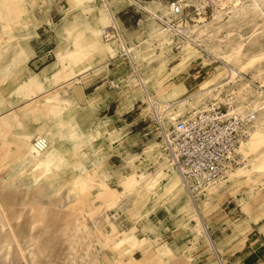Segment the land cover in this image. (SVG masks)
I'll return each mask as SVG.
<instances>
[{"label":"rangeland","instance_id":"obj_1","mask_svg":"<svg viewBox=\"0 0 264 264\" xmlns=\"http://www.w3.org/2000/svg\"><path fill=\"white\" fill-rule=\"evenodd\" d=\"M172 2L184 8L173 22L185 29L184 38L155 18L173 19ZM114 22L129 45V61L118 44L102 38ZM225 65L242 70V77H230ZM145 93L171 106L170 116L184 118L214 101L231 102L237 112L251 108L257 147L245 157L235 153L238 162L225 177L192 198L162 149L150 119L155 105L146 108ZM262 108L264 0H0V128L6 136L0 207L53 202L57 214L41 237L24 210L25 255L17 260L15 249L0 243V264L3 248L12 264L223 263L222 250L247 232L243 247L252 237L250 223L257 229L264 222ZM115 109L117 115L131 109L122 118L138 125L106 116ZM36 137L49 142L43 153L32 151ZM104 187L108 201L101 198ZM87 190L82 210L96 209L93 218L86 216L89 236L67 219L69 231L62 216ZM187 195L199 205L200 225ZM236 205L243 210L232 211Z\"/></svg>","mask_w":264,"mask_h":264},{"label":"built area","instance_id":"obj_2","mask_svg":"<svg viewBox=\"0 0 264 264\" xmlns=\"http://www.w3.org/2000/svg\"><path fill=\"white\" fill-rule=\"evenodd\" d=\"M183 11L179 2H172L169 15L173 19L155 18L165 30L184 38L185 29L173 24L174 18L181 17ZM103 39L108 44H118L123 59H132L129 45L117 26L106 27ZM227 100H232L231 94H227ZM155 109L150 119L161 139L162 149L182 176L192 198L203 194L210 184L223 179L226 172L237 164L236 148L251 135L256 121L254 112L246 109L238 113L232 104L223 105L214 101L192 116L176 118L166 129L165 111ZM33 147L36 153H40L47 149L48 142L37 138L33 140Z\"/></svg>","mask_w":264,"mask_h":264},{"label":"bare ground","instance_id":"obj_3","mask_svg":"<svg viewBox=\"0 0 264 264\" xmlns=\"http://www.w3.org/2000/svg\"><path fill=\"white\" fill-rule=\"evenodd\" d=\"M97 2V1H96ZM107 8V7H106ZM115 14H117V11H115ZM114 14L113 13H111L110 11H108V13H107V19H108V22H112V20L114 19V16H113ZM106 19V18H105ZM114 25H116V23L114 22ZM101 32H102V38H103V31L101 30ZM104 40V39H103ZM105 41V40H104ZM107 43V42H106ZM114 44V43H113ZM213 57V56H212ZM259 58V57H258ZM221 59V58H220ZM217 61V60H216ZM132 62V61H131ZM221 62V61H220ZM209 64H211V63H208V65ZM207 65V64H206ZM229 66V65H228ZM225 70L227 71V73L228 74H230V77H234V78H239L240 76H241V74H243L242 73V70H238V71H236V69L235 70H231V69H228L227 68V65H225ZM230 68V67H229ZM223 73V72H222ZM36 76V75H35ZM242 77V76H241ZM230 80H232V79H230ZM234 80V79H233ZM234 82V81H233ZM227 83H229V82H227ZM223 84V83H222ZM188 88H186V87H182V89H181V91H183V90H187ZM201 94V93H200ZM228 94H231V93H228ZM147 95V105H148V107H146V108H148L150 111H152V105H155V108L157 109V110H159V111H165V113H166V115H165V123H170V125L171 124H173L174 123V120L176 119V118H178V117H180L179 115L178 116H170L169 115V111H171L172 109H170L171 108V106H166V102L165 103H163V102H161V101H158V100H156L154 97H152V96H150L149 94H146L145 93V96ZM172 95H177L175 92H173L172 93ZM145 96H144V98H145ZM227 101H230V100H227ZM174 102V101H173ZM177 102H179V101H176V103ZM181 102V101H180ZM185 102V101H184ZM173 104H175V103H173ZM178 104V103H177ZM229 104H231V102H227V104H225V105H229ZM233 105V104H232ZM170 109V110H169ZM262 109H264V108H262ZM262 109H260V110H262ZM204 110V109H203ZM248 111H250V112H254V110H252L251 108H249V109H247ZM149 111V112H150ZM202 111V110H201ZM236 111H237V109H236ZM197 112H199V111H197ZM197 112H194L193 113V115L195 114V113H197ZM243 112H244V110H243ZM151 113V112H150ZM238 113H242V112H240V111H238ZM255 114H256V117H257V111H255L254 112ZM253 132V131H252ZM5 138H6V136H5V131H2L1 130V128H0V141H4L5 140ZM37 138H43V137H36V138H34V139H37ZM250 138V139H249ZM33 139V140H34ZM44 139H46V138H44ZM248 139V140H247ZM33 140H32V151H33V153H35V154H39L38 152L36 153L35 151H34V147H33ZM47 140V139H46ZM250 140V141H249ZM256 140H257V134H253V133H251V135L248 137V138H246V139H244L243 141H241V143L239 144V146L236 148V151H235V153H237L238 155L239 154H241L243 157H245L249 152H252L256 147H257V144H256ZM249 141V142H248ZM47 142H48V140H47ZM247 142V143H246ZM162 143V142H161ZM5 145L6 144H2V145H0V156H3L4 154H5V151H6V148H5ZM48 146H49V142H48ZM48 148V147H47ZM47 150V149H46ZM45 150V151H46ZM44 152V151H43ZM43 152H40V153H43ZM172 167H173V165H172ZM174 168V167H173ZM175 170V169H174ZM175 172L177 173V175L179 176V178H180V180L182 181V183L184 184V186H185V188H186V190H187V187H186V184H185V182H184V180H183V178H182V176L175 170ZM227 173V172H226ZM226 175V174H225ZM222 180V179H221ZM220 180V181H221ZM217 182H219V181H217ZM217 182H215V183H217ZM176 183H177V185L179 186H181L182 187V184H180L179 183V181H178V179H176ZM215 183H212V184H215ZM212 184H210V185H212ZM209 185V186H210ZM208 187V186H207ZM206 187V188H207ZM187 192H188V190H187ZM89 192H88V190L87 191H85V192H83L82 193V196H81V198H79V199H77V200H75V201H73L71 204H70V207L68 208L67 207V210H66V212L64 213V215H62L63 217L64 216H66V220L68 219H70L72 222H73V224L71 223V226L72 225H75V227L79 230V233H84V234H86V235H88L89 236V234H87L88 232H87V227H86V216H88L89 218H93V216L95 215V213H96V209L93 211V212H90V213H85V211H83L82 210V202H83V200L85 199V197H86V195L88 194ZM189 195H190V193H189ZM109 197H110V195H109V191L107 190V188L106 187H104V191H103V194L101 195V198L103 199V200H105V201H108L109 200ZM187 198H188V200H189V203H190V205H191V207H192V209H193V211H194V220L196 221V224H198V225H200V221L202 220L201 219V216H200V213H199V211H198V209H199V205L198 204H196L195 203V201L190 197V196H188L187 195ZM10 200H11V198H10ZM30 200V199H29ZM8 201V200H7ZM26 203H28V202H26ZM27 205V204H26ZM51 205H55V203H53V202H50L49 203V206L47 205H41V206H36V207H33V206H30V205H28V208L27 209H20V208H16V209H11V208H1L0 207V238H1V240H0V243H3L4 242V244H6L5 242H7V245L9 246V244H10V250H13V249H15V254H16V256H17V260H20V261H22V259H23V257H24V255H25V247H24V245L26 244V243H24V245H23V240H22V227H23V224L22 223H24V221H25V219L23 218V217H28L27 216V214H26V216H25V214H24V210H27L28 211V214H29V219H28V222H29V228H32L31 230H33V232H34V229H36V231H38V229H39V231L40 230H42V232H41V234L42 235H40L41 237L43 236V234H46V233H48V231L47 230H49V229H52L51 228V223H52V217L53 216H55V215H57L56 214V212H55V209H54V207H52ZM81 206V207H80ZM17 207V206H16ZM51 207V208H50ZM52 209H54V212H55V214H54V212H53V210ZM58 212V211H57ZM60 212V211H59ZM64 212V211H63ZM52 214H54V215H52ZM61 214H62V212H61ZM61 216V215H60ZM55 218H57V216H55ZM58 218H59V216H58ZM62 218V217H61ZM60 218V219H61ZM22 219H24V221L22 220ZM27 219V218H26ZM56 220V219H55ZM65 220V221H66ZM67 220V221H68ZM69 220V221H70ZM23 221V222H22ZM58 221V220H57ZM64 221V220H63ZM63 221H62V223H63ZM64 221V222H65ZM67 221L65 222V223H67ZM68 221V222H69ZM70 221V222H71ZM53 222H54V220H53ZM60 222V221H59ZM70 222L67 224V229L69 230V224H70ZM56 223V222H55ZM61 223V224H62ZM69 225V226H68ZM48 227H50L49 229H47ZM56 227V226H55ZM54 228V227H53ZM63 228V227H62ZM47 229V230H46ZM66 228H64L62 231L63 232H65L66 230H65ZM71 229V228H70ZM74 229V228H73ZM76 229V230H77ZM75 230V229H74ZM30 231V230H29ZM70 231V230H69ZM73 231V230H72ZM50 232H51V230H50ZM32 233V232H31ZM39 234V233H38ZM52 234V233H51ZM70 234H71V232H70ZM66 235H67V233H66ZM66 235H65V237L64 238H66ZM94 236L93 237H98V234H97V232L95 233V234H93ZM72 236V235H71ZM92 236V235H91ZM39 237V236H38ZM38 237H37V239H38ZM41 237H39V239H41L42 240V238ZM45 237V236H44ZM50 237V236H49ZM46 238H48V237H46ZM68 239V238H67ZM26 242H27V240H26ZM32 242V241H31ZM34 242H36L37 243V241H34ZM40 243V242H39ZM38 243V244H39ZM212 244V243H211ZM34 245V244H33ZM37 245V244H36ZM36 245H34V248H36V249H38V247H39V245H38V247H35ZM213 245V244H212ZM4 246V245H3ZM15 246H16V248H15ZM211 246V245H210ZM26 247H27V245H26ZM42 247V246H41ZM5 248H6V245H5ZM4 249V248H3ZM2 249V251L1 252H3V255H2V263L3 264H12V259H11V253L10 252H6V249H4L3 250ZM1 250V249H0ZM27 250H28V248H27ZM29 250H31L30 251V254L32 253V249H29ZM7 251H9V250H7ZM34 251V250H33ZM39 251V250H38ZM38 251H37V253H38ZM213 251H214V249H213ZM40 252V251H39ZM216 252V251H215ZM36 253V254H37ZM45 253V252H44ZM58 253V252H57ZM2 254V253H1ZM33 254V256H35V252L34 253H32ZM216 254V253H215ZM36 257V256H35ZM60 257V256H59ZM65 259H66V257H65ZM72 260V259H71ZM220 260V259H219ZM40 263V262H39ZM59 264V263H58Z\"/></svg>","mask_w":264,"mask_h":264},{"label":"crops","instance_id":"obj_4","mask_svg":"<svg viewBox=\"0 0 264 264\" xmlns=\"http://www.w3.org/2000/svg\"><path fill=\"white\" fill-rule=\"evenodd\" d=\"M124 103L125 105L128 104L125 101ZM110 105L111 103L107 105L108 108L105 109L104 113L106 112V110L109 109ZM116 109H118V105H116ZM116 109L114 115H106V116L118 117L126 127H134L138 125V122H136V120L134 119L130 122H126L122 118L123 115L129 113L131 109L125 112H121L119 115H117ZM237 209L243 210L242 206L236 205L235 208L232 209V211H236ZM222 225H224V223ZM263 226H264V222L261 225H259V227H257L256 229L253 226H251L250 223L249 227L252 228V237L250 238V240L246 242L242 247V243H244V239L248 238V234L246 232L243 235V237L241 236V239H238L239 242L233 241L231 244H229L226 247V249L222 250L225 261L221 264H264V234L261 230ZM214 228L216 232L219 229V226L217 227L215 225ZM220 262H222L221 257H220Z\"/></svg>","mask_w":264,"mask_h":264}]
</instances>
